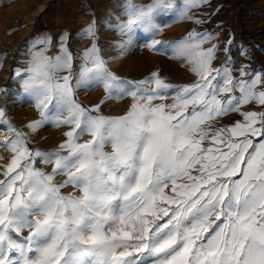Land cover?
I'll use <instances>...</instances> for the list:
<instances>
[{"label": "snow or ice", "instance_id": "6c2138e0", "mask_svg": "<svg viewBox=\"0 0 264 264\" xmlns=\"http://www.w3.org/2000/svg\"><path fill=\"white\" fill-rule=\"evenodd\" d=\"M209 2L126 0L114 21L127 37L115 42L121 54L144 38L150 49L185 59L196 75L190 84L159 72L117 75L109 66L117 57L102 55L94 21L79 33L92 42L75 66L68 33L32 40L15 69L40 112L26 127L67 131L55 148H33L0 108L8 132H0V148L11 153L0 164V264H264V68L242 65L237 75L231 37L214 67L220 45L209 30L156 38L175 20L204 24L195 10ZM82 87H103L104 98L84 106ZM126 97L123 114H104L105 100ZM230 113L241 119L221 123ZM69 185L72 192L61 191Z\"/></svg>", "mask_w": 264, "mask_h": 264}, {"label": "rangeland", "instance_id": "374dc122", "mask_svg": "<svg viewBox=\"0 0 264 264\" xmlns=\"http://www.w3.org/2000/svg\"><path fill=\"white\" fill-rule=\"evenodd\" d=\"M135 2L142 4L148 0ZM125 3L126 0H0V92L4 91L5 85L8 84H16L20 91L15 99H7L10 97L7 91L0 100V108L5 109L7 116L19 130L28 134L33 148L51 150L59 144L64 138L63 133L67 131L66 126L57 127L53 124H47L35 132L26 127L29 122L40 119V112L33 99L22 93L15 69L21 67V62L29 58V45L39 35L50 34L55 38L58 34L68 33L71 36L68 46L73 56L77 57L75 66L79 62L78 54L92 42L89 38H78L80 44H76V37H79L83 26L94 21L102 55L106 59L120 55L117 62L114 63L111 59L109 64L117 75L126 79L141 80L152 72H159L174 84H190L195 81L196 75L185 59L173 58L174 53L171 50L165 54L163 50L150 49L147 47L149 41L144 38L134 39L133 45L123 54L120 53L115 47V42L127 37L120 36L115 31L114 21L115 18L123 16ZM195 11L201 18L207 17L204 24L175 20L168 23L162 34L156 38L178 41L192 29L209 30L215 33L213 42L220 45L213 62L214 67H219L225 60L226 53L223 49L227 46L226 40L231 37L232 44L227 55L230 57L229 64L237 75L242 65L264 68V0H210L207 5ZM56 51L53 46L48 55H55ZM104 94L103 87H82L77 90L76 95L82 105L91 106L99 103ZM9 100L19 103L13 106L4 105ZM129 102L130 98L127 97L105 100L102 109L105 115L123 114ZM256 107L259 106L246 105L244 110ZM239 119L241 117L238 113H230L221 123L231 124ZM0 132L3 136L8 135L6 129L0 128ZM89 138L85 134L80 142ZM108 146L110 145H106L105 149ZM108 148L106 151L111 150V147ZM10 155L11 153L0 148V157L4 158L0 159V164L6 163ZM37 167L51 171V165L38 163ZM62 179L64 177H57V180ZM70 186L61 191L72 192L73 188ZM24 235H27L26 231Z\"/></svg>", "mask_w": 264, "mask_h": 264}, {"label": "bare ground", "instance_id": "6f19581e", "mask_svg": "<svg viewBox=\"0 0 264 264\" xmlns=\"http://www.w3.org/2000/svg\"><path fill=\"white\" fill-rule=\"evenodd\" d=\"M76 44H80V40L78 39V37H76ZM114 57H117L116 59H112V61L115 63V62H117L118 60H119V58H120V55H115ZM130 61V60H129ZM131 62V61H130ZM129 63V62H128ZM127 63V64H128ZM120 64H121V61H120ZM129 65V64H128ZM135 68H137L136 66H135ZM141 68V67H140ZM133 70V69H132ZM131 70V71H132ZM140 71V70H139ZM133 72H135V71H133ZM140 73V72H139ZM142 73V72H141ZM128 74V73H127ZM130 74H133V73H130ZM129 75V74H128ZM134 77V76H133ZM5 90L4 91H2V92H0V100L2 99V97L4 96V94H6V92L8 91L9 93L8 94H10V97L8 98L7 97V99H15V98H18V94L20 93V91H19V88L16 86V84H15V86H12V85H5V88H4ZM17 103H19V101H12V100H9L7 103H4V105H14V104H17ZM118 104V103H117ZM3 105V106H4ZM108 106V105H107ZM106 108V107H105ZM123 111V110H122ZM104 112V111H103ZM61 138V137H60ZM51 169V168H50ZM70 186V185H69ZM71 187V186H70ZM69 187V188H70Z\"/></svg>", "mask_w": 264, "mask_h": 264}, {"label": "crops", "instance_id": "0c3cea01", "mask_svg": "<svg viewBox=\"0 0 264 264\" xmlns=\"http://www.w3.org/2000/svg\"><path fill=\"white\" fill-rule=\"evenodd\" d=\"M108 147H110V146H108ZM108 147H106V149H105V150H107V148H108ZM108 150H109V148H108Z\"/></svg>", "mask_w": 264, "mask_h": 264}]
</instances>
